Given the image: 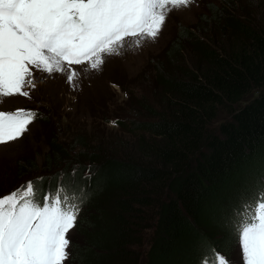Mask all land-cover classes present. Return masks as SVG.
Returning a JSON list of instances; mask_svg holds the SVG:
<instances>
[{
    "label": "trees",
    "instance_id": "trees-1",
    "mask_svg": "<svg viewBox=\"0 0 264 264\" xmlns=\"http://www.w3.org/2000/svg\"><path fill=\"white\" fill-rule=\"evenodd\" d=\"M236 1L220 0L229 9ZM219 12L211 8L164 50L165 65L155 69L163 92L140 105L146 120L135 124L132 132L141 134L133 150L113 149L107 156L87 135L69 143L51 134L44 159L49 172H42L47 178L38 182V191L62 177L66 186L87 189L89 199L81 209L88 215L80 227L89 240L82 264H105L108 258L135 263L139 256L127 247L139 240L156 210L158 230L147 264H195L196 259L217 264V253L232 254L235 243L228 242L222 222L264 175V22L224 18ZM37 104L39 111L49 106L41 99ZM222 109L231 117L212 130ZM109 115L122 118L117 111ZM32 162H20L15 181L38 173ZM86 168L94 177H82ZM166 186L170 193L160 200Z\"/></svg>",
    "mask_w": 264,
    "mask_h": 264
},
{
    "label": "snow or ice",
    "instance_id": "snow-or-ice-1",
    "mask_svg": "<svg viewBox=\"0 0 264 264\" xmlns=\"http://www.w3.org/2000/svg\"><path fill=\"white\" fill-rule=\"evenodd\" d=\"M194 0H0V102L20 95L30 83L31 68L62 72L69 82L72 65L98 70L102 54H118L126 37L155 40L172 10ZM37 114L0 111V145L20 139ZM77 170L73 169V174ZM91 176V170L85 174ZM38 177L37 180H42ZM23 190L0 198V264H64L69 231L87 189L60 183L51 199H36L28 181ZM228 242L241 253L240 264H264V175L224 218ZM201 247H204L201 244ZM219 264H233L221 256Z\"/></svg>",
    "mask_w": 264,
    "mask_h": 264
},
{
    "label": "rangeland",
    "instance_id": "rangeland-1",
    "mask_svg": "<svg viewBox=\"0 0 264 264\" xmlns=\"http://www.w3.org/2000/svg\"><path fill=\"white\" fill-rule=\"evenodd\" d=\"M214 7L224 18H230L232 15L241 18L250 16L252 19L255 17L257 22L260 20L264 22V0H237L232 4V9L224 7L220 0H194L190 7L172 10L167 14L162 31L155 40L126 37L123 46L117 50L118 54L102 55L104 63L98 70H92L87 66L71 68L76 73L71 82L68 81L66 73L54 71L49 74L42 69L31 68L30 83L23 89L29 95L4 98L0 102V111L14 112L17 109L34 108L38 105L37 100L41 99L49 104L42 109L47 110L46 112L50 111L45 118L47 125L41 122L43 117L37 116L33 123L28 125L29 130L20 139L0 146V191H3L0 194H11L21 184L26 186L32 179L44 178L45 175H42V172H49L44 166V159L51 150V145L48 146L52 143L51 134L63 135L69 143H72L73 137L87 135L92 144L98 141L100 152L106 153L107 156H111L113 149L133 150L139 140L137 136L141 134V132H132L138 129L135 124L146 120V112L140 108V105L143 103L147 105L152 96H159L163 92L157 85L155 69L161 63L165 65V60H161L165 54L164 50L174 40H179L178 36L182 29L186 31L190 29L197 24L198 17L204 18ZM219 30L223 32L220 28ZM214 33L216 34L217 30ZM213 48L218 47L213 46ZM180 69L181 67H178L174 70L176 75L179 74ZM109 111H117L122 118L108 116ZM137 114L140 116L137 117ZM108 117L112 119L110 122L106 121ZM230 117V112L222 109L216 120L212 122L211 129L215 130L219 123ZM48 118L50 119L47 120ZM118 120H121L122 128L116 125ZM128 129H131V132H128ZM102 143H105L106 147H103ZM23 159H28L30 163L36 161L40 169L38 173L37 171L29 173L15 181ZM84 166L90 167V165ZM75 167L79 165L75 164ZM88 171H84L82 176L84 179ZM91 176L94 177V174L91 173ZM52 181V178L47 180L45 185L48 187ZM167 187L159 196L160 200L161 197L163 200L167 199L166 195L170 193ZM41 197L38 195V200H41ZM87 215V211L83 210L82 215H78L75 226L67 234L71 243L67 250L69 257L64 264L84 262V249L88 248V236L83 235L80 224L81 219L83 221ZM157 227L158 211L156 210L148 225L140 230L139 240L135 237L132 240L134 245L127 247L128 251L139 256V260H135L133 264H147L146 247L147 250L151 249ZM105 261L107 262L105 264H129V260H123V258L122 260L108 258ZM229 261L233 264L241 262V253L236 244ZM188 262L190 261H186L185 264ZM200 262L198 259L195 260V264Z\"/></svg>",
    "mask_w": 264,
    "mask_h": 264
}]
</instances>
